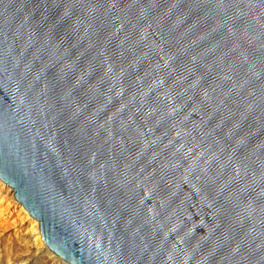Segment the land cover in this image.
<instances>
[{
	"label": "water",
	"instance_id": "obj_1",
	"mask_svg": "<svg viewBox=\"0 0 264 264\" xmlns=\"http://www.w3.org/2000/svg\"><path fill=\"white\" fill-rule=\"evenodd\" d=\"M0 181L66 264H264V0H0Z\"/></svg>",
	"mask_w": 264,
	"mask_h": 264
},
{
	"label": "rangeland",
	"instance_id": "obj_2",
	"mask_svg": "<svg viewBox=\"0 0 264 264\" xmlns=\"http://www.w3.org/2000/svg\"><path fill=\"white\" fill-rule=\"evenodd\" d=\"M21 207L14 199L10 189L4 184H1L0 264H20L22 259L27 258L28 255L33 253L32 250L28 252L18 239L24 233V226L28 223L26 220L22 221L24 214L20 212ZM27 264H55V259L47 253H34Z\"/></svg>",
	"mask_w": 264,
	"mask_h": 264
},
{
	"label": "bare ground",
	"instance_id": "obj_3",
	"mask_svg": "<svg viewBox=\"0 0 264 264\" xmlns=\"http://www.w3.org/2000/svg\"><path fill=\"white\" fill-rule=\"evenodd\" d=\"M1 184L3 185V183L0 181V185ZM10 192L11 194H13L12 190H10ZM20 212L24 214L22 221L26 220V222H28L24 226V233H22L18 237L19 242L22 244V246H24V248L27 249L28 252L32 250L33 255L34 253L35 254L47 253L48 255H52V257L55 259V264H66L64 261H62L57 256H55L54 254L48 251L40 235L38 222L34 220L33 218H31L29 214L27 213V211L24 210L22 207L20 208ZM32 254L28 255L27 258L22 259L20 261V264H27L30 260V257L33 256Z\"/></svg>",
	"mask_w": 264,
	"mask_h": 264
}]
</instances>
